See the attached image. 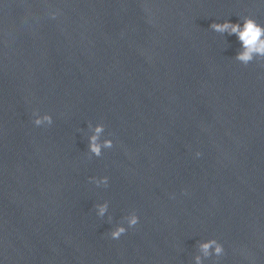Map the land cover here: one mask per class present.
Segmentation results:
<instances>
[{"label": "water", "instance_id": "1", "mask_svg": "<svg viewBox=\"0 0 264 264\" xmlns=\"http://www.w3.org/2000/svg\"><path fill=\"white\" fill-rule=\"evenodd\" d=\"M246 15L264 0H0V264H194L209 238L264 264V60L210 28Z\"/></svg>", "mask_w": 264, "mask_h": 264}, {"label": "clouds", "instance_id": "2", "mask_svg": "<svg viewBox=\"0 0 264 264\" xmlns=\"http://www.w3.org/2000/svg\"><path fill=\"white\" fill-rule=\"evenodd\" d=\"M57 12H51V18L55 19ZM212 31L228 36H235L239 45L234 59L247 66L253 61L264 60V24L258 22L252 15H246L232 22L226 19L223 22H213L210 25ZM33 124L37 127L51 125L53 118L51 115L45 113L41 115L39 112H33ZM90 134L87 137V150L91 156L101 157L105 149L113 147V139L110 137H103L105 132V125L103 123H96L95 125H88ZM103 137V138H102ZM199 152L196 156H200ZM92 183L97 187L107 188L109 185L108 176L90 177ZM96 215L100 218L105 217L109 213V202L104 201L95 205ZM109 219L111 216L108 215ZM140 222V216L131 211L122 218V222L116 223L108 233L112 240H119L122 235L128 232L129 229L134 228ZM198 254L193 257L194 264H205L209 258H215L214 264H219V259L225 254L224 245L215 238L201 240L197 243Z\"/></svg>", "mask_w": 264, "mask_h": 264}]
</instances>
